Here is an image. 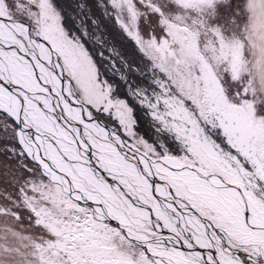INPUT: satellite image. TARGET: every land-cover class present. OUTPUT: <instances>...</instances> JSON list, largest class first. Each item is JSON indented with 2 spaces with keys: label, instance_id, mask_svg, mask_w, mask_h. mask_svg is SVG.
I'll return each instance as SVG.
<instances>
[{
  "label": "snow or ice",
  "instance_id": "1",
  "mask_svg": "<svg viewBox=\"0 0 264 264\" xmlns=\"http://www.w3.org/2000/svg\"><path fill=\"white\" fill-rule=\"evenodd\" d=\"M0 264H264V0H0Z\"/></svg>",
  "mask_w": 264,
  "mask_h": 264
},
{
  "label": "rangeland",
  "instance_id": "2",
  "mask_svg": "<svg viewBox=\"0 0 264 264\" xmlns=\"http://www.w3.org/2000/svg\"><path fill=\"white\" fill-rule=\"evenodd\" d=\"M124 43H125V47H126L127 49H129V50L132 49V46H131L132 42H131L128 38H125Z\"/></svg>",
  "mask_w": 264,
  "mask_h": 264
},
{
  "label": "trees",
  "instance_id": "3",
  "mask_svg": "<svg viewBox=\"0 0 264 264\" xmlns=\"http://www.w3.org/2000/svg\"><path fill=\"white\" fill-rule=\"evenodd\" d=\"M131 42H132V41H131ZM131 46H132V48H133V42H132Z\"/></svg>",
  "mask_w": 264,
  "mask_h": 264
}]
</instances>
